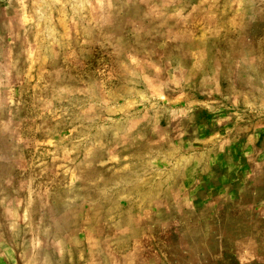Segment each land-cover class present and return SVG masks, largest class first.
I'll use <instances>...</instances> for the list:
<instances>
[{
  "label": "clouds",
  "instance_id": "clouds-1",
  "mask_svg": "<svg viewBox=\"0 0 264 264\" xmlns=\"http://www.w3.org/2000/svg\"><path fill=\"white\" fill-rule=\"evenodd\" d=\"M0 264H264V0H0Z\"/></svg>",
  "mask_w": 264,
  "mask_h": 264
},
{
  "label": "rangeland",
  "instance_id": "rangeland-1",
  "mask_svg": "<svg viewBox=\"0 0 264 264\" xmlns=\"http://www.w3.org/2000/svg\"><path fill=\"white\" fill-rule=\"evenodd\" d=\"M196 24L199 25L200 24V21H196ZM29 72H31V69H29ZM35 78L36 79H39V75H37ZM33 88H35V85H33Z\"/></svg>",
  "mask_w": 264,
  "mask_h": 264
}]
</instances>
